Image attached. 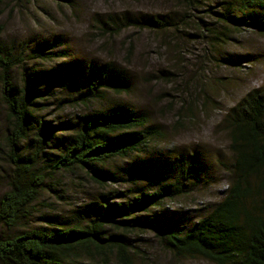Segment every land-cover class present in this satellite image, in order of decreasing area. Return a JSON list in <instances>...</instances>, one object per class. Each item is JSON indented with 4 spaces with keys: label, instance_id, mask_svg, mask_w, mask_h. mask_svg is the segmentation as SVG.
Listing matches in <instances>:
<instances>
[{
    "label": "rangeland",
    "instance_id": "rangeland-1",
    "mask_svg": "<svg viewBox=\"0 0 264 264\" xmlns=\"http://www.w3.org/2000/svg\"><path fill=\"white\" fill-rule=\"evenodd\" d=\"M198 1L197 8H191L188 0H5L0 5V46H14L27 55L46 41L61 42L56 51L62 58L26 60L14 68L15 88L21 85L23 69L46 71L60 61L73 59L85 64L113 62L131 79L129 94L108 93L106 99L92 102L88 109L76 101H64L75 94L54 90L39 112L43 118L73 122L89 109L123 101L147 114L149 123L164 132L162 139L142 152L103 165L100 183L82 169L58 172L40 193L26 226L49 222L69 226L80 219L84 206L103 200L102 195L110 193L111 202L125 201L140 192L170 185V195L160 207L138 216L152 219L161 228L185 233L223 198L234 161L225 119L245 94L264 86V32L247 25L232 27L225 44L215 43L198 31V18L211 21L203 14L204 8L221 12L230 1L233 15L248 11L235 0ZM251 13L264 20V8ZM149 16L168 20L170 26L140 28L128 22ZM109 18L119 21L117 33L104 28ZM224 57L232 63L224 62ZM7 125L0 93V196L7 189L10 174L2 150ZM190 156L196 160L199 175L175 182ZM134 169L143 174L133 173ZM22 229L0 232L11 234ZM122 232L127 234L132 264H213L201 258L173 257L162 249L153 231ZM109 264L118 263L112 259Z\"/></svg>",
    "mask_w": 264,
    "mask_h": 264
},
{
    "label": "trees",
    "instance_id": "trees-1",
    "mask_svg": "<svg viewBox=\"0 0 264 264\" xmlns=\"http://www.w3.org/2000/svg\"><path fill=\"white\" fill-rule=\"evenodd\" d=\"M5 0H0V5ZM191 8L198 0H188ZM248 13L235 16L230 1L223 11L211 7L198 18V31L215 43L225 44L230 28L247 25L264 32V20L251 11L264 8V0H235ZM126 20V19H125ZM140 28L170 26L160 17L128 19ZM104 28L120 30L119 21L109 18ZM58 40L46 41L24 55L14 46H0V93L8 122L3 137V156L10 166L7 189L0 196V264H132L127 234L133 229L153 231L159 245L176 258H201L213 264H264V86L250 90L229 111L225 121L234 155L231 180L223 198L185 233L161 228L146 214L158 208L170 195V185L140 192L131 199L111 202V195L83 207L79 220L69 226L49 222L26 226L36 211L40 193L61 171L82 169L100 183L102 166L115 158L140 153L164 132L149 123L147 114L132 109L123 101L106 103L88 110L72 121L52 122L39 114L54 90L75 94L64 101L89 104L106 99L108 93L131 92V79L113 62L89 63L77 59L60 61L46 71L25 68L21 85L15 88L14 68L26 60L62 58ZM226 63H232L224 57ZM63 102V101H61ZM193 156L188 157L178 176L182 183L199 175ZM146 170L142 168V171ZM133 173L143 174L139 169ZM173 192V191H172ZM113 230V232H110Z\"/></svg>",
    "mask_w": 264,
    "mask_h": 264
}]
</instances>
